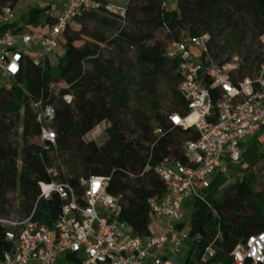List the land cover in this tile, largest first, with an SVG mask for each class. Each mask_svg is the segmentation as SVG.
Instances as JSON below:
<instances>
[{
  "label": "trees",
  "instance_id": "16d2710c",
  "mask_svg": "<svg viewBox=\"0 0 264 264\" xmlns=\"http://www.w3.org/2000/svg\"><path fill=\"white\" fill-rule=\"evenodd\" d=\"M95 1L97 9L80 11L62 30L63 54L55 64L49 55L36 61L24 53L10 87L0 86V216L13 212L25 216L34 210L35 220L52 226L63 200L56 193L49 199H38V195L39 182L51 181L46 168L54 166L58 177L68 180L79 198L81 177L110 176L108 191L123 195L121 219L134 235L149 236L147 199L165 191L154 168L164 161L186 163L183 145L198 137L194 127L184 129L170 122L171 114L185 116L188 108L179 90V61L167 58L166 48L184 35L208 34L210 55L216 62L231 58L232 54L221 57L229 46L241 59L239 75L252 74L262 62L264 0H177L170 8L166 0H124V19L106 8L116 0ZM16 2L0 0V18L4 6L9 4L14 10ZM44 10L32 8L25 20L36 23ZM55 17L47 15V23L51 25ZM181 28L185 34L179 33ZM7 29L21 31L13 20L0 22V32ZM159 30L173 38L168 45L156 38ZM224 32L225 42L219 44L216 37ZM127 52L134 55L127 57ZM162 79L168 88L165 105L158 89ZM52 83L63 89L56 93L50 88ZM65 93L73 96L71 105L63 101ZM212 96L216 100L218 91L213 90ZM38 101L55 107L50 123L53 142L41 140L42 123L33 108ZM101 123H106L105 142L86 141ZM18 129L19 140L14 142L11 135ZM56 159L68 165L69 173L60 172ZM262 160L264 152H259L252 167ZM255 182L256 174H243L224 188L215 203L219 236L214 241V260L228 262L240 241L264 230V182L258 190ZM4 232L0 225V262L12 250ZM65 257L81 264L73 254ZM185 264L196 263L188 259Z\"/></svg>",
  "mask_w": 264,
  "mask_h": 264
},
{
  "label": "built area",
  "instance_id": "2783aa9c",
  "mask_svg": "<svg viewBox=\"0 0 264 264\" xmlns=\"http://www.w3.org/2000/svg\"><path fill=\"white\" fill-rule=\"evenodd\" d=\"M59 1L62 10L43 34L12 29L0 32L1 78L14 79L20 72L26 46L39 47L44 51L42 57L62 55L60 35L68 22L82 10L98 8L95 0ZM106 8L125 18L124 0L109 2ZM13 18L14 11L6 4L0 22ZM261 40L262 62L245 76L239 75L242 62L237 55L222 64L211 57L208 34L184 35L166 48V57L179 61V90L188 108L185 116L171 114L170 122L184 129L194 127L198 132L195 140H187L183 145L186 163L164 161L154 168L165 183V191L147 199L148 212L151 221L166 219V233L138 236L131 232L128 223L121 219L123 195L107 189L110 176L81 177L83 192L79 198L74 186L60 179L57 169L50 166L46 171L51 181L39 182L38 199L58 194L63 200L58 219L52 226L41 224L34 219V210L25 216L15 212L0 216L5 239L12 243V250L4 253L0 264H55L60 256L69 254L77 256L81 264H168L159 256L149 261L150 250L161 248L169 240L178 245L174 223L182 219V207L194 193L195 184L208 186L209 177L223 169L225 156L239 162L243 142L264 137V36ZM50 88L56 93L63 89L56 83ZM213 90L218 91L216 100ZM62 99L69 105L73 103L69 93L63 94ZM33 108L42 123L41 140L53 142L55 133L50 123L55 107L38 101ZM261 147L264 148V138ZM214 241L203 247L196 264H264V230L240 241L229 253L228 262L214 260Z\"/></svg>",
  "mask_w": 264,
  "mask_h": 264
},
{
  "label": "crops",
  "instance_id": "0c3cea01",
  "mask_svg": "<svg viewBox=\"0 0 264 264\" xmlns=\"http://www.w3.org/2000/svg\"><path fill=\"white\" fill-rule=\"evenodd\" d=\"M53 3L58 4L59 11L62 10V4L59 0H50L47 6L52 7ZM253 139L254 137H251L249 140L246 139L242 144V158L239 161L240 165L243 166L242 168L233 164L234 162L225 156L222 161L223 169L215 171L209 177L208 186L204 187L200 182L195 184L194 193L182 207V219L174 223L177 239L179 241L178 245L175 246L173 241L169 240L161 248L151 249L148 257L149 261L153 256H159L168 264H179L182 259H184L182 264H185L188 259L194 260V262L197 263L200 251L208 242L204 240V236H202L201 239V236H197L192 232L194 228L193 220L195 218H204L207 212L215 216L213 207L222 197L224 188L238 181L243 174H246L245 172L250 171L247 167L252 166L259 151L264 149L257 146ZM243 168L245 170H243ZM185 207L192 210V218L189 219L183 214V208ZM150 229L151 234L159 235L166 233V219L158 218L151 221ZM167 235L171 238L170 234ZM195 252H198V256L194 255Z\"/></svg>",
  "mask_w": 264,
  "mask_h": 264
},
{
  "label": "rangeland",
  "instance_id": "374dc122",
  "mask_svg": "<svg viewBox=\"0 0 264 264\" xmlns=\"http://www.w3.org/2000/svg\"><path fill=\"white\" fill-rule=\"evenodd\" d=\"M118 1V0H116ZM122 2V0H119ZM177 0H166V4L165 6L167 8L173 7L175 5ZM50 2V0H17L15 7H14V18L13 21H15L20 27L21 30L24 32H28V33H33L35 35H39V34H43L44 32L48 31L50 25L47 23L46 21V17L49 14H59V6L56 3L52 4V7H47V3ZM32 8H41V9H45L43 12V14L41 16H39L38 20L36 23L33 22H28L27 20H25L28 12L32 9ZM180 34H185L186 33V29L185 28H181L179 30ZM216 33V32H215ZM227 32H224L223 34L218 35L216 38L218 39L219 44H221L223 41L225 42L226 39V34ZM156 38L161 39L165 45H168L173 38L170 37V35L168 36L166 34V32L164 30H159L156 33ZM242 52V50H241ZM24 53L25 55L29 56L30 58L36 60V61H40L43 59V57L41 56L42 54H44V51L41 50L39 47L30 45V46H26L24 47ZM236 53L237 50H235L234 48H231L228 46V49L226 51V53H223L221 57H227L228 55H237ZM133 52H127V57H131L133 56ZM239 55V54H238ZM231 56V57H232ZM240 56V55H239ZM57 58L58 55L56 54H49V60L52 64H55L57 62ZM174 75V74H172ZM12 80L8 79V78H0V86H4V87H10ZM158 89H159V93H160V98L162 103L165 105L167 104L168 101V88H167V83L164 79L160 80L158 82ZM105 126L106 123H101L99 124L97 127H95L86 137V141H88L89 139H93L97 145H101L105 142L106 140V134H105ZM19 132L14 133L13 135H11V140L12 141H18L19 138L17 137V134L20 133V129H18ZM262 135L257 136L256 138H254V143L261 147V143H262ZM251 138H248L247 140H249ZM259 152H264V149L260 150ZM55 163L57 164L58 168L60 169V172L63 174H67L69 173V167L67 164H65L61 159H56ZM233 164L238 165L240 168H242L243 166L240 165L239 162H234ZM247 169H250V171L245 172L248 175H251V173L256 174V182H255V189H259L262 182H264V160L260 161L259 163L255 164L253 167H247ZM243 170H245L243 168ZM223 195V194H222ZM185 204V203H184ZM183 214H185L189 219L192 218V210L190 208H183ZM214 215L212 214V216L209 215V213L207 212L205 217L202 219H198L195 218L193 220V233L196 234L197 236H204V240L209 242L214 241L218 236H219V231L218 229L215 227V219H214ZM202 226V228H201ZM200 239V238H199ZM185 258V257H184ZM184 259H182V261H180L179 264H182ZM55 264H76V260L73 259H67L65 256H60L57 261L55 262Z\"/></svg>",
  "mask_w": 264,
  "mask_h": 264
},
{
  "label": "bare ground",
  "instance_id": "6f19581e",
  "mask_svg": "<svg viewBox=\"0 0 264 264\" xmlns=\"http://www.w3.org/2000/svg\"><path fill=\"white\" fill-rule=\"evenodd\" d=\"M191 119V118H190Z\"/></svg>",
  "mask_w": 264,
  "mask_h": 264
}]
</instances>
